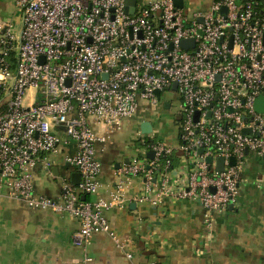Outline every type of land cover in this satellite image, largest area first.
Returning <instances> with one entry per match:
<instances>
[{
    "label": "built area",
    "instance_id": "built-area-1",
    "mask_svg": "<svg viewBox=\"0 0 264 264\" xmlns=\"http://www.w3.org/2000/svg\"><path fill=\"white\" fill-rule=\"evenodd\" d=\"M13 2L21 13L20 33L0 22V183L9 197L78 219L76 246L85 248L103 234L131 259L134 242L112 229L105 212L125 206L124 182L139 177L135 202L196 203L210 239L215 215L237 203L246 157L264 156V114L255 110L256 98L264 96V1L213 0L190 22L171 0H136L132 15L125 0ZM183 40L192 45L182 49ZM166 91L180 100L177 165L174 148L140 135L136 142L147 149L116 169L107 197L97 196L96 145L111 143L135 116L137 100L171 106L161 101ZM95 125L104 133L97 134ZM68 145L72 153L65 154ZM149 150L153 159L146 157ZM59 153L79 182L62 179L58 200L36 195L35 170L53 177L50 156Z\"/></svg>",
    "mask_w": 264,
    "mask_h": 264
},
{
    "label": "crops",
    "instance_id": "crops-1",
    "mask_svg": "<svg viewBox=\"0 0 264 264\" xmlns=\"http://www.w3.org/2000/svg\"><path fill=\"white\" fill-rule=\"evenodd\" d=\"M182 2L181 9L190 22L194 14L207 13L213 0ZM8 5L0 0V18L3 21L8 18ZM201 19L198 18V21ZM170 107L169 104L168 109ZM146 108L147 105L143 110L138 108L134 116L139 120V130L142 122H149L151 126L154 122L155 117ZM128 121L123 123L122 128L127 126ZM93 129L97 134L104 133L100 125L93 126ZM117 132L112 135L111 143L96 145V155L101 163L99 197H107L114 189L116 169L147 149H139L136 140L131 145H122ZM154 141H162L169 146L174 144L170 138ZM72 147L66 146L63 152L72 153ZM50 158L54 162V176L49 177L41 167H37L33 176L34 193L58 200L62 179L71 182V175L76 171L63 164L62 153ZM177 163L175 149L173 164ZM142 183L139 177L126 180L123 189L127 200L125 206L105 212L112 229L120 237L134 242L131 259H127L103 234L94 235L85 248L76 246L73 235L79 229L78 219L68 213L30 209L22 202L11 199L8 190L0 183V264H264L262 157L253 153L246 157L237 203L232 209L215 215L210 239L198 204L172 200L153 207L137 203L135 198L141 193ZM86 258H91V261L86 262Z\"/></svg>",
    "mask_w": 264,
    "mask_h": 264
},
{
    "label": "rangeland",
    "instance_id": "rangeland-1",
    "mask_svg": "<svg viewBox=\"0 0 264 264\" xmlns=\"http://www.w3.org/2000/svg\"><path fill=\"white\" fill-rule=\"evenodd\" d=\"M11 2V3H10ZM5 6L8 5V18L5 17V21L2 20V23L10 24L12 26L13 32L18 35L21 31V13L20 10L12 3L11 0H3ZM33 96L32 92H27L24 98V104H28L30 102V98ZM161 101L167 100L170 101L171 107L166 110L163 108V105L150 106L147 101L137 100L139 111L143 110L144 106L147 105L146 110L150 112L152 116H154V122L152 123L153 132L149 134L154 140L162 139L166 141V139L170 138L174 141V144L171 146L175 149L178 148L179 145V129H180V118L178 117L179 113V95L176 92L166 91L161 93ZM35 99V98H34ZM124 123H126L124 121ZM142 134L139 130V120L136 117L131 118L127 126L123 127L119 132H117V138L119 139L122 145L130 144L139 138ZM176 145V146H175ZM139 149L145 150V147L140 144L137 145ZM60 183V181H58Z\"/></svg>",
    "mask_w": 264,
    "mask_h": 264
},
{
    "label": "water",
    "instance_id": "water-1",
    "mask_svg": "<svg viewBox=\"0 0 264 264\" xmlns=\"http://www.w3.org/2000/svg\"><path fill=\"white\" fill-rule=\"evenodd\" d=\"M173 2V4L178 7V8H183V2L182 0H171ZM264 1V0H262ZM125 3H126V12L129 13L130 15H132L134 13V10H135V4H136V0H125ZM239 0H236V4L239 5ZM221 13H226V8H222L221 9ZM202 20H200L201 22ZM190 45H192V41L191 40H183L180 42V47L182 49H187L188 47H190ZM232 47V44H231V38H230V43H229V48ZM106 77V76H104ZM172 89L175 90L176 89V85L174 84L172 86ZM157 95L159 96V93L157 92ZM163 107L165 109H168L169 108V104L168 103H164L163 104ZM255 110L260 113V114H264V96H259L256 98L255 100ZM197 118V114L195 116V119ZM140 131L142 134H150L152 132V126L149 122H142L140 124ZM243 133H249L248 130H244ZM150 143H152V140L149 141ZM200 154L202 153V150L200 149L198 151ZM247 154V153H246ZM153 156H154V152L152 150H149L146 152V157L148 159H153ZM262 159L264 160V156L262 157ZM206 161L208 163H211V158H206ZM234 161L233 159L230 160V164L233 165ZM216 169L217 171H222L223 169V159L222 158H218L217 161H216ZM71 182L73 184H77L79 182V174L78 173H74L71 175ZM84 197H82L83 199ZM229 209H232V206L229 207Z\"/></svg>",
    "mask_w": 264,
    "mask_h": 264
},
{
    "label": "trees",
    "instance_id": "trees-1",
    "mask_svg": "<svg viewBox=\"0 0 264 264\" xmlns=\"http://www.w3.org/2000/svg\"><path fill=\"white\" fill-rule=\"evenodd\" d=\"M262 5H264V4H262Z\"/></svg>",
    "mask_w": 264,
    "mask_h": 264
}]
</instances>
